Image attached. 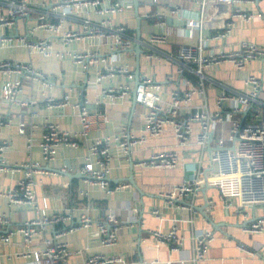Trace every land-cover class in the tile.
<instances>
[{
  "label": "crops",
  "instance_id": "0c3cea01",
  "mask_svg": "<svg viewBox=\"0 0 264 264\" xmlns=\"http://www.w3.org/2000/svg\"><path fill=\"white\" fill-rule=\"evenodd\" d=\"M59 0H39L33 7L26 20L17 18L11 25L0 27V36L24 35L34 25V19L39 8L51 12L52 6ZM128 3L130 0H120ZM126 3V4H127ZM138 11L140 21V49L139 59L133 50L136 44V19L133 7L124 14L108 15L116 21L124 22L127 26L126 34L133 39L134 46L131 51H118L114 63H129L134 73L131 82L133 88L138 80L149 76L154 82L162 85L164 97L170 90L182 88V77L188 76L193 80V72L183 69L182 62L174 58L182 44L195 45L198 32L189 36L187 21L197 19L198 6L190 0H159L151 3L150 0H139ZM179 6L180 14L169 16L176 23H168L158 27L155 20L144 17L147 11H163L169 7ZM241 9L259 13L261 19L257 21L235 20L233 29L223 38L210 40L209 46L215 50H231L239 47L240 42L247 40L264 46V0H243ZM97 20L96 16H92ZM183 22L180 24L179 22ZM78 18L67 20L64 29L78 26ZM164 32L165 42H150L149 35ZM207 36L212 33L209 27L203 31ZM32 38H47L54 49H61L59 34L37 30ZM92 39L71 42L68 48L82 50L87 47ZM97 51L110 56L111 53L105 46L95 47ZM148 54L154 56L148 57ZM9 60L18 63H28L35 69L43 72L51 83V89L45 90L40 81L30 80L19 75L10 74L5 77L0 73V93L5 79L19 80L23 86L20 97L27 100L26 106L10 105L0 98V142L7 140L8 145L2 153L4 163L17 164L28 159L40 160L41 171L47 174L36 173L35 200L38 207H46L47 212L60 210L68 212L71 218L63 224L48 225L45 229L32 236L29 244L24 241L21 233L15 232L8 243H0V264H34V254L42 248L44 238L52 236L55 229L64 228L76 223L82 212L87 213L97 221L112 211L120 221L117 244L111 248L101 247L95 235L96 226L81 228L65 237L68 248L72 252L67 259L68 264L84 262L96 252L103 251L107 254H119L123 259L122 264H264V223L261 232H247L246 225L264 217V204L240 207L237 196V186L234 180H223L217 175L215 165L210 160V151L214 141L223 138L226 144L229 140L231 122L222 113V119L217 122L209 133L211 138L207 141L204 151L194 144V136L189 140V145L179 148V164L172 168H155L139 165L138 162L149 158L153 150L175 149L176 137L170 124H166L164 131L151 136L145 134V140L133 147L129 155H124L119 150L113 149V159L109 174L111 187L121 182H128L129 187L115 190L106 194L96 186H88L79 172V166L88 153L87 147L81 145L76 149L60 146L55 152V161L44 163L40 158V140L44 125L51 121L61 128L75 130L80 127L75 104L85 103L92 115L93 126L90 136H105L117 133L125 126L136 135L143 134L145 107L134 101L132 92L123 98H104L98 100L104 87L116 85L123 80L103 79L90 86L86 83L80 67L73 64L69 58L57 56L45 57L37 52H29L26 47L18 43L3 45L0 43V62ZM249 70L263 80L264 87V59L254 60L249 65ZM94 68L89 70L88 76L94 78ZM208 76L223 82L227 87L235 90H245L240 73L230 63L223 62L219 66H211L205 70ZM71 88L67 104L58 107L48 105L46 96L59 100L63 92ZM201 98L194 96L192 111L200 104ZM215 86L207 87L206 105L211 112L215 110ZM100 112V115H97ZM183 115H179L182 117ZM23 122L24 133L19 132ZM193 130L199 127L198 122H192ZM200 161V163H199ZM195 164L198 174L191 173L190 167ZM198 179L200 189L195 196L183 197L173 203L167 202L164 194L170 192L175 185L181 184L189 178ZM20 173L13 171L0 172V212L4 213L11 226L23 224L36 216L34 208L28 205L17 206L9 204L6 192L13 189ZM226 189L227 195L222 192ZM86 190L87 194L82 193ZM184 207V208H183ZM152 208L160 210L159 216L153 215ZM191 208L195 210L192 211ZM177 225L178 236L182 238L178 249L172 250L167 242L157 244L152 231L161 233L173 225ZM5 227H0L2 231ZM211 231L213 239L208 244L207 253L203 260H195L194 240L195 233ZM238 244H243L246 252L238 249ZM31 256L22 257L24 252Z\"/></svg>",
  "mask_w": 264,
  "mask_h": 264
},
{
  "label": "built area",
  "instance_id": "2783aa9c",
  "mask_svg": "<svg viewBox=\"0 0 264 264\" xmlns=\"http://www.w3.org/2000/svg\"><path fill=\"white\" fill-rule=\"evenodd\" d=\"M158 1L150 0L151 3ZM190 1L198 6L199 16L197 19H189L186 24L190 37L197 30V43L180 45L174 58L183 64L179 73H182L183 69L190 70L196 79L183 76L181 90H170L167 97H164L162 85L154 82L149 76L141 78L132 88L130 84L135 76L130 64L113 62L117 58L118 51H131L134 46L133 39L126 34V24L107 17L124 14L131 8L120 0H59L52 6L51 12L39 8L34 25L24 35L17 38L9 35L0 36V43L3 45L15 42L26 47L31 53L37 52L45 57L69 58L73 64L80 67L86 83L90 86L103 79L121 77L123 80L118 84L104 87L98 100L106 97L123 98L133 91L135 101L146 109L143 134L136 135L123 126L117 133L91 137L92 115L85 103L75 104L80 122L78 129H64L51 121L44 125L39 143L40 158L44 163L49 164L55 161V152L60 146L76 149L84 145L88 153L79 166L83 181L88 186L99 187L106 194H111L115 190L130 186L128 182L110 186L109 174L113 149L129 155L133 147L145 140V134L157 136L164 131L166 124H170L176 137L175 149L153 150L149 158L138 164L155 168H172L179 164V148L189 145L192 136H194V144L204 151L210 130L222 119L224 112L225 118L231 122L228 139L232 141V144H226L223 138L216 139L210 151V160L214 163L218 176L223 180L235 181L240 207L264 204V87L263 80L248 68L252 61L264 59V46L247 40L240 42L238 48L231 50H215L209 46L210 40L226 36L233 29L235 20L257 21L261 19V15L241 9L243 0ZM38 4L39 0H0V27L13 24L17 18L26 20L33 7ZM178 14H180V8L177 5L163 11H147L144 17L153 18L155 24L161 28L165 25L167 17ZM92 16L98 19L93 20ZM75 18H78V26L64 29L65 22ZM206 27L212 31L207 36L203 33ZM37 30L48 31L54 35L59 34L63 48L54 49L47 38H32ZM87 38L92 41L82 50L68 48L71 42ZM165 39L166 35L162 31L149 35L150 42H165ZM101 46H105L111 53V57L94 49ZM147 56L151 57L154 54ZM223 62L230 63L240 73L245 90L227 87L223 82L205 73V70L210 69L211 66H219ZM93 68L95 73L94 78L91 79L88 73ZM0 73L5 77L14 74L40 81L45 90L52 87L43 72L28 63L5 60L0 62ZM210 85L215 86L213 112L209 111L206 105L207 87ZM70 91L71 88L63 92L59 100L46 96L48 105L58 107L67 104ZM22 92L21 81L5 79L0 98L10 105L26 106L27 100L20 97ZM194 96L200 97L202 101L196 105L198 110L192 111ZM97 115H100V112H97ZM179 115L183 116L179 117ZM192 122L199 123L196 131L193 130ZM4 123L0 120V124ZM19 132L24 133L23 122ZM7 145L8 142L5 139L0 142V172L10 170L20 173L15 187L5 194L7 201L9 204L28 205L34 208L36 216L23 224L11 226L7 216L0 212V227H5L0 231V243H8L11 236L18 232L24 236L25 243L29 244L34 234L48 225L63 224L71 218V215L60 210L47 212L45 206L38 207L35 200L34 175L47 174L48 171H41L40 160L36 159H28L8 166L2 157ZM190 171L198 174L195 164L191 165ZM196 174L164 194L167 202L173 203L183 197L195 196L200 189ZM81 192L87 194L86 190ZM222 192L227 195L226 189H222ZM191 210L195 212L193 208ZM151 212L155 216L160 214L158 208H152ZM263 223L264 217L246 225L244 230L261 232ZM92 224L96 226L95 235L101 247L111 248L117 244L121 224L114 212L109 211L103 219L97 221L82 212L76 223L55 229L52 236L44 238L42 248L33 255L34 264H68L67 259L72 252L68 248L65 237ZM152 235L157 244L167 242L172 250L178 249L182 242V238L178 236L176 224H173L165 233L154 230ZM212 239L211 231L195 233L193 240L196 261L205 258L208 244ZM238 249L252 254L243 244H238ZM21 256L29 257L31 254L26 251ZM124 262L119 254H107L100 251L88 256L84 262L72 264H122ZM162 264L169 263L162 262Z\"/></svg>",
  "mask_w": 264,
  "mask_h": 264
},
{
  "label": "water",
  "instance_id": "95a60500",
  "mask_svg": "<svg viewBox=\"0 0 264 264\" xmlns=\"http://www.w3.org/2000/svg\"><path fill=\"white\" fill-rule=\"evenodd\" d=\"M139 4H140L139 0H130L127 3V5H130L131 7H133L134 15H135V19H136V28H135V30H136V44H135L133 50L136 53L137 60L139 59V55L141 53V49H140V33H141L140 21H141V17L139 15V11H138ZM167 20H168V23H172V22L176 23V20L172 19L171 17H168ZM179 23L182 24L183 22L181 21ZM136 79H137L136 83H138L139 82V80H138V71L136 72ZM132 94L134 95V92H132ZM134 101H135V99H134ZM211 135H212V133H209V135H208L209 140L211 138Z\"/></svg>",
  "mask_w": 264,
  "mask_h": 264
}]
</instances>
